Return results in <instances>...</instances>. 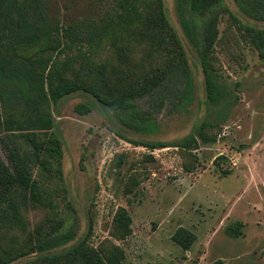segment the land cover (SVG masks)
Wrapping results in <instances>:
<instances>
[{"label":"rangeland","instance_id":"rangeland-1","mask_svg":"<svg viewBox=\"0 0 264 264\" xmlns=\"http://www.w3.org/2000/svg\"><path fill=\"white\" fill-rule=\"evenodd\" d=\"M261 1L223 0L200 16L188 0H165L168 23L187 62L132 109L115 110L84 93L42 105L54 117L63 152L60 169L52 161L53 175L43 181L63 221L49 236L71 232L75 238L10 264H62V255L83 240L110 264H264V58L247 31H264V18L250 13H258ZM43 8L40 25L59 31L39 46L19 50L20 57H42L45 64L50 59L46 71L71 67L84 73L87 62L118 65L112 43L121 46L127 31L94 50L85 39L67 36L69 27L102 22L117 9L116 0H43ZM215 15L220 19L213 51L218 95L212 103L198 51ZM0 93L4 119L33 111L38 103L35 87L21 75L0 71ZM192 135L197 149L175 146ZM11 138L33 152L19 133ZM0 154L7 162L1 140ZM34 176L45 179L41 166H35ZM121 207L133 220L125 239L114 234ZM49 218L45 209L29 206L16 225L0 223V252L30 248L38 232L47 231ZM179 227L196 235L188 251L171 238ZM229 231L241 234L234 238Z\"/></svg>","mask_w":264,"mask_h":264},{"label":"trees","instance_id":"trees-1","mask_svg":"<svg viewBox=\"0 0 264 264\" xmlns=\"http://www.w3.org/2000/svg\"><path fill=\"white\" fill-rule=\"evenodd\" d=\"M223 0H188L191 10L197 15L215 10ZM117 9L103 18L102 22L87 20L80 29L69 27L67 36L71 40L86 43L94 50L101 41L109 39L119 32L127 31L128 39H122L121 46H115L114 55H118V65L107 62L104 65H92L84 73L71 69L64 71L48 69L50 59L45 64L42 57L35 59L20 57L18 51L39 46L51 39L59 29L52 30L41 26L44 23L43 0H0V71L7 76L21 75L35 87L38 103L33 111L19 116L0 115V140L6 152L7 162L0 154V223L16 225L29 206L45 209L49 214V225L38 232L39 239L28 248L3 249L0 252V264L11 262L37 252H44L58 245L68 243L75 234L68 232L51 237L63 225L55 213L56 205L43 181L52 177V161L61 165L62 144L53 130L54 117L42 105L76 93H84L97 103L115 110H129L136 107V100L143 98L161 87L172 70L186 63L187 59L174 30L168 23L165 0H116ZM264 10V0L259 2ZM250 13L264 18V11ZM220 19H209L206 32L199 44V63L208 91V99L216 101L218 70L214 65V46L218 37ZM251 44L264 58V31L248 28ZM96 42V43H94ZM111 44V45H112ZM48 49H57V46ZM86 58L82 60L86 65ZM0 98L2 95L0 93ZM206 125V124H205ZM5 135H1V133ZM15 132L33 152L24 151L20 144L11 138ZM41 133L48 134L40 140ZM11 134V135H9ZM207 142L214 140L202 137ZM195 136H189L175 146L192 150L198 148ZM35 166H41L45 179L37 180ZM46 174L49 175L46 178ZM132 217L128 210L121 207L114 219V234L125 239L131 234ZM92 224L90 232L92 231ZM241 233L230 232L232 237ZM172 240L183 250L188 251L196 241V235L185 227H179ZM65 264H110L94 249L87 240L81 241L72 251L62 255ZM59 261H62L61 259ZM62 261V264L63 262Z\"/></svg>","mask_w":264,"mask_h":264}]
</instances>
